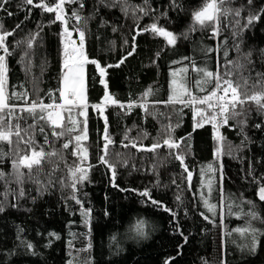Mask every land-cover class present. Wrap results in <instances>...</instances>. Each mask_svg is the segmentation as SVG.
I'll list each match as a JSON object with an SVG mask.
<instances>
[{"label": "trees", "instance_id": "trees-1", "mask_svg": "<svg viewBox=\"0 0 264 264\" xmlns=\"http://www.w3.org/2000/svg\"><path fill=\"white\" fill-rule=\"evenodd\" d=\"M40 2L0 5V25L12 33L6 41L7 92L26 94L9 103L27 129L24 141L34 140L0 143L6 154L0 159V264H264V234L253 246L250 233L236 231L251 223L264 233L258 195L264 186V111L251 100L238 105L241 115L228 120L220 146L211 110L201 116L197 110L205 106L169 103L173 73H182L195 95L213 90L214 81L206 92L196 87L198 69L231 73L225 78L241 98L264 92V0H228L224 7L231 14L220 17L218 33L215 25L191 30L193 12L204 0H76L64 4L66 27L56 12L35 6ZM45 2L54 6L58 0ZM258 13L259 20L248 25L247 18ZM153 23L175 34L176 44L144 31ZM65 28L76 43L79 32L85 34L89 113L83 119L71 112L76 127L66 112L55 132L74 131L57 136L55 126L38 119L39 109L35 116L19 109L33 101L61 104ZM106 96L117 103L106 104ZM94 105H100L97 112ZM84 128L87 139L77 152L74 138ZM106 129L112 143L105 156ZM169 139L177 146L169 148ZM154 144L160 147L147 150ZM39 146L54 154L30 171L22 167L18 176L13 162ZM102 156L114 166V178ZM80 167L87 179L73 188L72 169ZM211 185L215 202L206 199ZM206 202L216 206L215 214ZM140 220L146 222L144 236L131 230Z\"/></svg>", "mask_w": 264, "mask_h": 264}, {"label": "snow or ice", "instance_id": "snow-or-ice-1", "mask_svg": "<svg viewBox=\"0 0 264 264\" xmlns=\"http://www.w3.org/2000/svg\"><path fill=\"white\" fill-rule=\"evenodd\" d=\"M8 0H0V5L7 3ZM75 3L76 0H58V2L54 6H49L45 0H41L40 3L36 4V7L42 8L46 12H56L57 15L55 17L56 20L63 21L67 24V20L65 18L64 13V4L65 3ZM228 2V0H204V3L201 8L193 12V26L191 30H196V27L199 26L203 28L205 26L215 25L216 28L214 31L218 33V26L219 20L222 15H229L231 14V10L224 7V5ZM27 4H33V0H25ZM251 3V0H249ZM143 11V9H140ZM264 13V10H262ZM10 14V13H9ZM236 16L240 15V11L236 10ZM73 16H76L79 19V16L73 12ZM260 18V13L256 15H250L247 18V24L251 25L254 21H258ZM239 24V21H237ZM151 31L153 34L162 36L166 39L167 44L175 45L177 42V36L170 31H167L163 27H158L156 23H153L148 28H145L144 31ZM65 33L68 37L71 36V33L67 31L65 28ZM12 35L11 32L3 31V25H0V49H3L4 55H0V143L7 142L8 144L13 143V137L16 138L17 146L21 141H24V137L21 135L22 131H27V129H21L19 120L22 117L16 115V106L11 105L9 101L13 98L16 99H23L24 95L26 94H18V93H11L9 94L6 91V82H7V61L6 56L9 55V50L7 47V37ZM186 36V34H185ZM85 34L84 32H79V40L80 46L79 48L76 47V42L73 40H68L65 43V51H64V68L66 69L64 76H63V88L60 90V98L62 99L63 103L60 105H55V103L44 105L43 102H36L33 101L27 107L20 108V112L27 111L29 115L35 116L37 109H39L40 115L38 117L39 120H44L45 122H50L51 126L53 127V134L57 136L65 135V132L71 133L74 131V127L67 128L59 133L55 132V128L63 127L62 126V119L60 111L58 109H63L65 106H69L67 111L69 113V123L73 126L76 125V121L71 119V106L82 107L84 104V79H83V70L84 64L89 62L87 57L83 52V41H84ZM29 46L31 47V42H29ZM226 55V54H225ZM123 62V61H121ZM91 63H96V61H91ZM118 66V65H117ZM182 71H187V69H182ZM199 72L202 73V79L196 82V87L199 89L200 92H206V86L210 83H213L214 86L213 90L207 92V94L203 96H198L192 93V91L186 86V81L178 82L176 79H173V92L172 96L170 97L169 103H187L190 105H202L206 107H202L197 110V114L201 116H205L208 113V110H211L210 119L215 121L219 117L220 123L227 124L228 120L235 119L238 115H241L240 112H237V106H243L248 100H251L257 104L261 111H264V92L255 93L251 96L247 94L244 95V98H241V94L238 91V86H234L231 79H227L231 75L229 72H225L224 76H221L219 72L213 73L208 71L207 69H198ZM100 73L103 76L105 73V69L101 68ZM173 76H176V73H173ZM151 91L147 92L145 95H150ZM187 97V99H184ZM106 101H110L113 104H116L115 101L111 96L105 97ZM124 107V105H120ZM95 108H100V105H94ZM132 104L128 105L130 109ZM81 114H85L81 112ZM16 120L15 124L12 123V120ZM106 120V118H105ZM197 126H202L201 124H197ZM259 127V125H257ZM29 128H35V125H29ZM43 127L40 128V132L43 133ZM83 135H76L75 142L77 152L80 150V141L83 139H87V130L84 128ZM105 145H104V153L105 156L107 155L108 145L112 143L111 139L107 135V129L105 130ZM25 143L32 144L34 140L32 137H29ZM71 142V141H70ZM45 143H48L47 136H45ZM165 144L168 145L169 148L177 146L172 142L171 139L166 140ZM135 146V145H134ZM63 147L67 149L69 147V142L64 143ZM160 147L159 144H154L151 146L149 151H154L156 148ZM83 155L80 156V164H83L84 161L87 159V149H83ZM54 153L46 154L43 150L42 146H39V150L37 151L36 147L31 149V154H25L19 157L18 160L13 162V168L16 171L18 176H22L23 173L20 171L22 167L29 169V171L33 168V166H39L42 163V160L45 158L46 155H52ZM77 154V153H74ZM6 154L0 149V159H2ZM182 159V157H178ZM101 162L106 164L109 168L112 169L113 178L115 177V168L112 164L109 163L104 156L101 157ZM89 167H91L89 165ZM209 169H211V165H209ZM80 172L81 175L77 177L76 173ZM72 175L74 179V183L72 185L75 188V184L87 179V169L80 167L77 169H72ZM4 174L0 172V179H2ZM191 173L188 174V179L191 180ZM142 196L148 197L151 199L150 193L148 191H144L140 193ZM259 199L264 201V186H260L258 190ZM75 198V197H74ZM79 203V201H77ZM153 204H157L158 202L155 200L151 201ZM249 203H251L249 201ZM206 206L215 214V205L208 204L206 202ZM2 211V209H0ZM82 215L90 216L89 212H83ZM175 215V213H173ZM247 215L255 220L260 219L255 212L247 213ZM208 219V217H205ZM264 222V221H262ZM146 226V222L143 220L137 221L136 224L133 226L131 230H134L135 233L139 236H144V228ZM237 232L243 233H250L251 239L253 241V246L257 240L258 234L260 233L258 229L252 227L251 223L247 225L246 228H238L236 229ZM31 247V245H29ZM90 247V245H89Z\"/></svg>", "mask_w": 264, "mask_h": 264}, {"label": "rangeland", "instance_id": "rangeland-1", "mask_svg": "<svg viewBox=\"0 0 264 264\" xmlns=\"http://www.w3.org/2000/svg\"><path fill=\"white\" fill-rule=\"evenodd\" d=\"M71 40V37H68V36H64L63 38V47H64V51H65V43L68 41V40ZM75 41V40H74ZM76 42V41H75ZM80 46V42L76 43V47L79 48ZM83 52L85 54V43L83 41ZM66 69L64 68V60H63V76H64V73H65ZM83 79H84V104L82 107H74V106H71V112L73 111H78L80 113V116L83 118V119H86L87 116H88V113H89V107H88V101H87V67H86V64H84V70H83ZM174 79H176L178 82L180 81H184L183 79V75L182 73H177L176 76L174 77ZM173 82V81H172ZM173 83H172V92H173ZM63 88V77H62V82H61V89ZM6 91H7V82H6ZM172 96V95H171ZM63 103L62 99H61V104ZM107 103H111L110 101H106V104ZM60 105V104H59ZM69 106H65L63 109H58V111H60L61 113V116L63 117L61 123H63L64 121V118H65V114L68 109ZM81 112H84L85 114H81ZM86 126V125H85ZM76 127H78V123H76ZM222 142V140H221ZM221 142H219V145L221 146ZM208 186V185H207ZM208 188V187H206ZM206 199H207V202H215L216 200V195H215V187L214 185H211V187H209L207 189V193H206ZM222 201V200H221Z\"/></svg>", "mask_w": 264, "mask_h": 264}, {"label": "built area", "instance_id": "built-area-1", "mask_svg": "<svg viewBox=\"0 0 264 264\" xmlns=\"http://www.w3.org/2000/svg\"><path fill=\"white\" fill-rule=\"evenodd\" d=\"M74 107H76V106H74ZM99 109L93 107L94 112H97ZM213 124H214L215 131H216V137H217L218 141L221 142L223 130L227 127L228 122H227V124H222V123H220V119L218 117L217 120L213 121Z\"/></svg>", "mask_w": 264, "mask_h": 264}, {"label": "water", "instance_id": "water-1", "mask_svg": "<svg viewBox=\"0 0 264 264\" xmlns=\"http://www.w3.org/2000/svg\"><path fill=\"white\" fill-rule=\"evenodd\" d=\"M64 26L66 27V24L64 23ZM168 146V145H167Z\"/></svg>", "mask_w": 264, "mask_h": 264}]
</instances>
